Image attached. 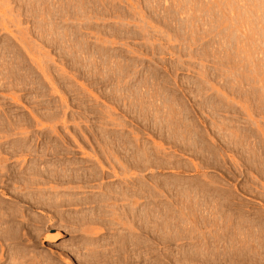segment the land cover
I'll list each match as a JSON object with an SVG mask.
<instances>
[{
    "label": "rangeland",
    "instance_id": "1",
    "mask_svg": "<svg viewBox=\"0 0 264 264\" xmlns=\"http://www.w3.org/2000/svg\"><path fill=\"white\" fill-rule=\"evenodd\" d=\"M263 7L264 0H0V65L4 68L0 77L3 79H0V87L3 88H0V117L4 119L9 115L15 121L18 118L33 121L32 115L52 116L42 121L44 126L37 127L34 121L33 127L27 126L26 131H30V137L37 144H44L43 147L46 144H58L63 149L69 148L72 155L67 154L66 159L63 156V160L77 162L84 169L96 171L101 168L94 158H83L79 146L99 157L106 167L111 168V165L121 159L125 161L122 160V163H126L127 159L130 165L135 164L134 167H128L132 169L124 172L118 163L116 171L119 172V178L112 175V172H106V178L102 181L104 189L110 185L111 188L118 185L129 188L132 181L130 174L136 166L135 178L138 184L141 182V187L138 185L139 196L142 198L139 209L143 224L138 223L141 230H137L140 248L137 247L140 251L131 242H128L131 243L129 246L127 243L121 244L118 236L128 235L130 228L127 229L122 224V221L126 222L122 215L120 216L124 220L115 224L116 220L110 217L111 209L108 208V212L104 203L99 202L98 205L95 202L102 198L99 195L104 192L98 183H91L90 188L74 184L73 186L80 187V190H75V197L81 199L91 195L92 204L64 207L59 210L58 215L49 214L42 207L38 208L40 206L21 203V195L29 193L28 189L22 193L24 180L29 179L26 174L34 168L35 162L31 157L24 160L26 152L16 154L7 148L24 139V135L11 136L0 140V146L2 142L5 145L0 159H9L4 163L5 167L14 172L13 177L19 176L13 180L11 175L3 177L0 165V178L3 181L0 179V194L3 193L0 195V204H4L3 209L11 211V217L2 218L8 225L1 227H14L15 230L16 225V233L21 230L19 238L22 239L18 238L21 244L15 240L18 236L12 237L15 242L7 240L8 244L5 240H0V251H3L0 258L4 259L2 264L10 263L6 261V258L10 260L11 257L9 247L17 245L26 249L25 252L28 250L27 253L24 252L29 254L28 258L37 253L40 257L43 254L47 256L45 252L52 250L53 255L50 256L62 264L65 260L72 264H88L87 260H91L89 264H103L107 259L106 254L108 258L117 259L120 255L133 262L132 255H136V252L134 259L141 255L139 264H148L150 256L146 254L150 248L154 253L151 256L152 264H195L189 262L193 259L190 254L193 253V244L194 248L199 243H202L203 246H199L203 248L208 244L209 249L217 242H222L216 244L219 247H215L223 251L227 246L228 250L229 240L227 236H222L221 231L224 224H228L225 230L238 225L249 229V218H255L256 213H261L260 224H264ZM3 24L8 30H5ZM4 57L6 61L1 62ZM15 73L20 77L17 78ZM13 97L19 98V102L12 101ZM118 122L125 126H119L121 123ZM54 129L57 133L52 134L50 139L49 135ZM17 132L25 131H19L15 127L9 129L10 134ZM40 136L42 138H38ZM109 148L114 153L103 152ZM144 150H148L146 152L149 154L143 158L141 155ZM135 158L138 163H134ZM52 162L54 160L40 162V168L43 169L44 165L52 166L56 160ZM12 183H19L21 187ZM48 183L50 184L45 185H48V188L45 187L47 189L51 188V182ZM56 184L60 196L68 195L67 188L72 185ZM204 199L208 200L207 203ZM190 200L197 210L199 208V214L193 213V207L188 206ZM198 200L201 202L197 203ZM100 206L101 209L104 208L101 213H106L107 216H103L104 221L106 220L102 222L104 225L73 224L74 220L70 216L89 218L95 212L99 213ZM151 206L154 207L158 226L154 243L147 249L149 244L143 229V212ZM205 206L214 211L208 212L206 209L207 214ZM10 208L18 213L13 215ZM215 208L221 210L222 214ZM5 209L2 211H6L9 216L10 213ZM215 210L218 211L217 215ZM241 212L244 214L241 215ZM209 213H215L217 217ZM204 214L208 215V219L211 216L217 219L219 216L216 223H221V226L212 220V227L208 226V219L206 227L203 226ZM49 216L53 219L56 216L54 226L63 230L62 237L56 242L45 239ZM244 216H248V219ZM193 219L195 222L190 223ZM200 219L202 221H198ZM238 220L241 221L240 224ZM16 222L23 224L19 225L21 228ZM36 222L44 224L36 225ZM111 222L117 226L111 225ZM165 222L169 225L166 226ZM196 223L203 228H195ZM230 225H233L232 228ZM218 226L222 227L221 230ZM206 228L212 229L208 232H213L214 236ZM187 230L195 231V234ZM217 230L218 233H215ZM188 233L193 234L192 237ZM208 234L215 239H210ZM218 235L223 238L219 237L218 240ZM206 238L209 239L208 243ZM91 241L95 246L92 247L93 243L91 246L87 245ZM100 243L107 246L97 249L102 253H96L94 247ZM223 243L225 247L222 246ZM77 247L81 250L78 251ZM121 248L123 253H114ZM5 256L7 257L4 258ZM38 256L34 263L26 256V260L20 261L40 264ZM26 262L20 264H27ZM57 262L54 263L58 264Z\"/></svg>",
    "mask_w": 264,
    "mask_h": 264
},
{
    "label": "bare ground",
    "instance_id": "2",
    "mask_svg": "<svg viewBox=\"0 0 264 264\" xmlns=\"http://www.w3.org/2000/svg\"><path fill=\"white\" fill-rule=\"evenodd\" d=\"M254 2V1H253ZM228 4V3H227ZM252 4V3H251ZM255 4H256V2H255ZM259 4V3H258ZM261 5V4H260ZM251 6V5H250ZM227 7V6H226ZM223 8V7H222ZM254 8V7H253ZM257 8V7H256ZM263 9H264V7H263ZM262 10V9H261ZM256 11V10H255ZM262 12V11H261ZM251 13V12H250ZM254 13V12H253ZM258 13V12H257ZM255 14V13H254ZM4 25V24H3ZM4 28H5V30H8V28H7V26H5L4 25ZM1 51V50H0ZM5 54V53H4ZM7 55H8V53H7ZM1 56V55H0ZM12 56V55H11ZM2 57V56H1ZM8 57V56H7ZM12 58V57H11ZM11 58H10V61H11ZM7 60H9V59H7ZM14 60V59H13ZM2 61H6V58L4 57V58H2V60H1V62ZM16 62H17V60H16ZM3 64V63H2ZM5 65V64H4ZM3 65V66H4ZM40 65V64H39ZM9 66V65H8ZM17 67H18V65H17ZM40 67H41V65H40ZM11 68V67H10ZM7 68H5V70H6ZM15 69V68H14ZM3 70H4V68H2V65H0V77H1V75H3ZM11 69H9V71H10ZM7 71V70H6ZM11 72V74H12V71H10ZM14 72V71H13ZM18 72V71H17ZM5 73V72H4ZM12 75H14V73L12 74ZM17 75V73H15V76ZM19 75V74H18ZM14 76V77H15ZM17 78H19L18 76H16ZM1 80H3L2 78H0ZM18 81V80H17ZM1 82H3V81H1ZM11 82V81H10ZM4 83V82H3ZM7 83V82H6ZM22 83H23V81H22ZM1 84V83H0ZM2 85H4V84H2ZM18 85V84H17ZM1 86V85H0ZM0 88H2V87H0ZM5 88V87H4ZM3 89V88H2ZM12 95V94H11ZM12 101H15V102H19V98H15V97H13L12 98ZM22 101V100H21ZM16 104V103H15ZM18 104V103H17ZM67 107V106H66ZM52 116H50V115H47V116H39V115H32V118H33V121L31 120V119H28V118H18L16 121L15 120H13V118L11 117V116H7V117H5L4 119L2 118V117H0V140H5L6 138H8V137H11V136H23L24 135V139H20V141L18 142V143H13V144H11L9 147H7V148H9L11 151H13V153H22V152H26L27 154H26V156H25V158H24V160L26 161V157H31V159L32 158H34V162H35V165H34V168L32 169V170H30L27 174H26V176L27 177H29V179H26V180H24L25 181V187L23 188V190H22V193H23V191H25V190H29V193H27V194H20L21 195V197L19 198L20 200H21V203H26V204H28V205H32V206H40V207H38V208H43L44 210L43 211H48L49 212V214H51V213H53V214H57L58 215V212H59V210L61 209V208H64V207H71V206H77V205H85V204H87V203H91L92 204V202H93V198L92 197H85V196H83V198H77V197H75V190L76 189H78V190H80V187H76L77 185H75V186H73L74 184H79V186L80 185H82L83 187H85V188H90V184L92 183V184H94V183H98L97 185L99 186V188L102 190V191H104V192H102V193H100V194H102V195H99V197L100 196H102V198L100 197V200L99 201H95V199H94V201L95 202H97L98 203V205L100 204V203H104L105 204V207H107V211L109 210V209H111V212H112V215H111V213H110V217L112 218V219H114V220H116L115 221V224H116V222H120V221H122V220H124V218H126V219H130V221H129V219H128V221L125 219V221L126 222H124V221H122L123 223V225H126L127 226V229H128V227L130 228L129 230H130V233L127 235V234H122L123 236H118L119 237V239L121 238V244L122 243H127L128 244V246H129V244H133V247L135 248V247H137L139 244V236H137V234L139 233L137 230H141L140 228H139V225L140 224H142V218H141V213H140V209H139V207H140V205L139 204H141L140 202V198H141V196H139V187H138V185H140L141 184V182L138 184L137 183V180H136V178H135V176H136V174L134 173V169L136 168V166H135V168L133 169V173L132 174H130V176H132V181H130V179H129V181L131 182V185H130V187L129 188H131V189H129V188H125V187H123V185L122 186H120V185H118V187H116V188H111L110 186H108V185H106V187L107 188H105L104 189V187H105V185H104V183H103V181L102 180H104L105 178H106V175H107V173L106 172H109V173H111L112 172V175H114L115 177H117V178H119L118 177V173L119 172H117L118 170L116 169V166H117V164L119 163L120 164V167H122L123 169L122 170H124V172H127L126 170H130V169H132V167L130 168V169H128V167L129 166H132V165H130L129 163L130 162H128V160L126 159V163H122V160L123 159H121V161H118L117 163L114 161V160H112V161H114L113 163H116L115 165H111V168L110 167H106V166H104L101 162H100V160H99V157H97L96 155H92V154H90V152H87V150L84 148V147H82V146H79V150H80V152H82V154H83V158H85V157H87V158H94L95 159V161H97L98 162V164L100 165V170H98V169H96V171L95 170H93L92 169V171H90V169L88 170V169H84V167L81 165L80 166V164L79 163H75V162H66L65 160H63L64 159V157H65V159L67 158V154L68 155H72L71 154V151H70V149L69 148H67V149H63L60 145H53V146H50V145H48V144H46L45 145V147H43L42 145H44V144H42V145H39V144H37L36 142H35V140H32V137H30V131H26V129H28V127L27 126H30V127H33V124H34V121L36 122V125L35 126H37L38 127V125L40 126V127H42V126H44V124L42 123V121L43 120H45V119H50ZM89 117V116H88ZM109 117V116H108ZM141 117V116H140ZM66 119V118H65ZM116 119V118H115ZM64 120V119H63ZM89 120V119H88ZM87 120V121H88ZM109 120V119H108ZM68 121V120H67ZM67 121H64V122H67ZM117 121V120H116ZM154 121V120H153ZM8 122V123H7ZM84 122H86V121H84ZM123 122V121H122ZM107 123V122H106ZM113 123V122H112ZM118 123H121V122H118ZM124 124V123H123ZM123 124L121 123V125L119 124V126H123ZM112 125V124H111ZM187 125V124H186ZM8 126H9V128H8ZM23 126H26V127H23ZM65 126V125H64ZM114 126V125H113ZM125 126V125H124ZM123 126V127H124ZM156 126H159V125H156ZM12 127H15L17 130H19V131H25V132H17V133H15V134H10L9 133V129L10 128H12ZM23 127V128H22ZM36 127V128H37ZM66 127V126H65ZM102 128V127H101ZM127 128V127H126ZM191 128V127H190ZM103 129V128H102ZM168 129V128H167ZM120 130V129H119ZM190 130V129H189ZM122 131V130H121ZM180 131V130H179ZM55 133H57L56 132V130L54 129L53 131H52V133H50V139H52V137H53V135L52 134H55ZM129 133V132H128ZM134 133V132H133ZM166 133V132H165ZM195 133V132H194ZM193 133V134H194ZM117 134V133H116ZM136 134V133H135ZM191 134V133H190ZM118 135V134H117ZM137 135V134H136ZM135 135V136H136ZM184 135V134H183ZM44 136V135H43ZM138 136V135H137ZM185 136V135H184ZM139 137V136H138ZM200 137V136H199ZM19 138V137H18ZM23 138V137H22ZM37 138V137H36ZM38 138H42L41 136L40 137H38ZM37 138V139H38ZM187 138V137H186ZM191 139V138H190ZM17 140V139H16ZM39 140V139H38ZM75 140H76V142H78L77 141V139L75 138ZM110 140V139H109ZM18 141V140H17ZM41 141V140H40ZM122 141H123V139H122ZM1 142V141H0ZM16 142V141H15ZM109 142V141H108ZM41 143V142H40ZM125 143V142H124ZM132 143V142H131ZM173 143V142H172ZM50 144V143H49ZM159 145V144H158ZM5 145H4V142H2V144H1V146H0V156H3V155H1L2 153L1 152H4V147ZM243 146V145H242ZM103 147V146H102ZM174 147V146H173ZM104 148V147H103ZM110 148H112V147H110ZM110 148H109V150L107 149V151H103V152H107V153H109V152H111L110 151ZM122 148V147H121ZM94 149V148H93ZM115 149V148H114ZM159 149V148H158ZM7 150V149H6ZM5 150V151H6ZM112 150V149H111ZM192 150V149H191ZM199 150V149H198ZM201 150V149H200ZM93 151H95V150H93ZM115 151V150H114ZM146 151H148V150H144L143 152V154L141 155L143 158H144V156H146V154L148 153V152H146ZM152 151V150H151ZM161 151V150H160ZM163 151V150H162ZM116 152V151H115ZM118 152V151H117ZM116 152V153H117ZM120 152V151H119ZM159 152V151H158ZM10 153V152H9ZM8 153V154H9ZM95 153H96V151H95ZM106 153V154H107ZM111 153H114V152H111ZM122 153V152H121ZM6 154V153H5ZM118 154V153H117ZM149 154V153H148ZM161 154V153H160ZM10 155H12V154H10ZM119 155V154H118ZM130 155V154H129ZM154 155V154H153ZM6 156V155H5ZM22 156V155H21ZM64 156V157H63ZM109 156V155H108ZM107 155H106V157H108ZM116 157H117V155H116ZM120 157V156H119ZM134 157V156H133ZM136 157V156H135ZM138 157V156H137ZM136 157V158H137ZM141 157V159H143ZM69 158H71V157H69ZM73 158H75V159H77L76 157H73ZM124 158V157H123ZM136 158L133 160L134 161V163H138L137 161H136ZM156 158V157H155ZM251 158V157H250ZM130 159H131V157H130ZM129 159V160H130ZM133 159V158H132ZM138 159V158H137ZM8 160L9 159H7L6 157H1V159H0V165H1V170H2V172H4V173H2V176L4 177V176H6V175H11L12 177V180L15 178V177H18V176H15V177H13V175H14V172L10 169V168H7V167H5V165H4V163H6V162H8ZM29 160V159H28ZM54 160V162H55V160H56V162L54 163V162H52V163H54L53 165L52 164H50V165H52V166H46L45 167V165H44V168L42 169V168H40L41 167V163L40 162H43V163H48L49 161H53ZM211 160V159H210ZM31 161H33V160H31ZM61 161H63L62 163H61ZM109 161V160H108ZM111 161V160H110ZM109 161V162H110ZM123 162H125L124 160H123ZM40 163V164H39ZM51 163V162H50ZM131 163H132V160H131ZM149 163V162H148ZM83 164V163H82ZM257 164V163H256ZM37 165H40V166H38L37 167ZM84 165V164H83ZM96 165V164H95ZM135 165V164H134ZM134 165H133V167H134ZM159 165V164H158ZM161 165H163V164H161ZM28 166V165H27ZM165 166H166V164H165ZM196 166V165H195ZM137 167H140V166H138L137 165ZM168 167V166H167ZM86 168V167H85ZM197 168V167H196ZM95 169V168H94ZM119 169V168H118ZM153 169V168H152ZM14 170V169H13ZM117 170V171H116ZM121 170V171H122ZM138 171H139V169H137ZM155 170V169H154ZM158 170V169H157ZM163 170V169H162ZM21 171H24V169L23 170H21ZM21 171H19V172H21ZM119 171H120V169H119ZM132 171V170H131ZM136 171V170H135ZM150 171V170H149ZM17 172V171H16ZM108 173V174H109ZM13 174V175H12ZM22 174V173H21ZM20 174V175H21ZM121 174V173H120ZM119 174V175H120ZM138 174V173H137ZM140 174V173H139ZM15 175H17V174H15ZM126 176H127V174H126ZM129 176V175H128ZM127 176V177H128ZM19 178H22L21 176L19 177ZM24 178V177H23ZM124 178V177H123ZM129 178V177H128ZM127 178V179H128ZM1 179V181H2V178H0ZM126 179V180H127ZM138 179V178H137ZM16 180V179H15ZM18 180V179H17ZM20 181V180H19ZM22 181V180H21ZM128 181V182H129ZM139 181V180H138ZM153 181V180H152ZM3 182V181H2ZM48 182H51V188H49V189H47L48 187V185L47 186H45L46 184H50V183H48ZM53 182H55L54 183V186L52 185L53 184ZM125 182V181H124ZM129 182V183H130ZM9 183V182H8ZM58 185H57V184ZM125 183H127V182H125ZM3 184H5V183H3ZM2 184V185H3ZM11 184V183H10ZM12 184H15V183H12ZM55 184L57 185V186H59V185H63V184H68V185H72V186H68V188L67 189H69V192H68V195H62V196H60L59 195V191L57 192V187L55 186ZM106 184V183H105ZM120 184V183H119ZM123 184V183H122ZM156 184V183H155ZM7 185V184H6ZM18 186L19 185V183L18 184H15V186ZM22 185V184H21ZM128 186H129V184H127ZM9 186H11V185H9ZM20 186V185H19ZM53 186V187H52ZM126 186V185H125ZM8 187V186H7ZM21 187V186H20ZM23 187V186H22ZM45 187H47V188H45ZM50 187V186H49ZM82 187V188H83ZM140 187H141V185H140ZM156 187H157V185H156ZM201 187V186H200ZM15 188V187H14ZM17 188H19V187H17ZM84 188V189H85ZM92 188V187H91ZM13 189V188H12ZM16 189V188H15ZM84 189H83V192H84ZM144 189V188H143ZM14 190V189H13ZM17 190V189H16ZM20 190V189H19ZM18 190V191H19ZM51 190V191H50ZM56 190V191H55ZM78 190H76V191H78ZM142 190V189H141ZM197 190V189H196ZM18 191H14L15 193L16 192H18ZM52 191H54V192H52ZM143 191V190H142ZM13 192V193H14ZM20 193H21V190L19 191ZM163 192V191H162ZM186 192V191H185ZM78 193V192H77ZM3 194V193H2ZM2 194H0V195H2ZM150 194V193H149ZM171 194V193H170ZM17 195V194H16ZM15 195V196H16ZM140 195H142V194H140ZM4 196V195H3ZM17 196H19V193H18V195ZM77 196V195H76ZM203 196V195H202ZM5 197V199H8V197L5 195L4 196ZM85 197V198H84ZM98 197V198H99ZM216 197V196H215ZM16 198V197H15ZM18 198V197H17ZM90 198H92V199H90ZM95 198V197H94ZM97 198V199H98ZM152 198V197H151ZM203 198V197H202ZM208 198V197H207ZM142 199V198H141ZM194 199V198H193ZM192 199V200H193ZM196 199V198H195ZM201 199V198H200ZM1 200V199H0ZM207 200V199H206ZM206 200L204 199V201L206 202ZM19 201V200H18ZM191 201V200H190ZM208 201V200H207ZM28 202V203H27ZM100 202V203H99ZM193 201H191V202H189V204H191ZM198 202H201V201H197V203ZM1 203H3V201H1ZM148 203V202H147ZM207 203V202H206ZM205 203V204H206ZM218 203V202H217ZM8 204V203H7ZM25 204V205H26ZM151 204V203H150ZM188 204V206L189 207H193L192 208V210H193V213H196V214H199L200 212H199V208H198V210H197V207L196 206H193L192 204V206L191 205H189ZM202 204V203H201ZM3 206H4V204H2ZM2 205L0 204V240H5L6 242H7V244H8V242L9 241H7V240H13V242H15V240H18V242L20 243L21 241H19V239H22V238H19V233L21 234L22 233V231L21 230H19V233H16V230H17V226L15 225V227H16V229L15 230H13L14 229V227H12V229L10 228V227H8V226H6V228H3V227H1V226H3V225H8V224H6L5 223V221H2V220H4V219H2L3 217L4 218H6V217H11L10 215H11V211L9 212L8 211V209H5V210H7V212H9L10 214H9V216H7L8 215V213H5L6 211H2V210H4L3 209V207H2ZM15 205V204H14ZM177 205V204H176ZM181 205H182V203H181ZM203 205V204H202ZM10 206H11V203H10ZM12 206H13V204H12ZM102 206V205H101ZM101 206L99 207L100 209H101ZM150 206V205H149ZM163 206V205H162ZM198 206V205H197ZM210 206V205H209ZM212 206V205H211ZM5 207H6V204H5ZM18 207V206H17ZM176 207V206H175ZM195 207H196V210L198 211V212H196V210H195ZM199 207V206H198ZM203 207V206H202ZM217 207V206H216ZM7 208H9V207H7ZM15 208V207H14ZM19 208V207H18ZM20 208H22V207H20ZM96 208V207H95ZM98 208V209H99ZM109 208V209H108ZM211 209H212V207H210ZM11 209V208H10ZM12 209H13V207H12ZM11 209V210H12ZM103 210H104V208H102ZM102 209L99 211V213H94L93 215H92V217L90 216L89 218H83V216H82V218H78V217H72V216H70L71 217V219L72 220H74V225H78V224H80L79 226H83V225H85V224H92V225H94V223L95 224H97V223H102V222H105L104 221V217L106 218L107 216H106V213L104 214L103 212L101 213V211H102ZM147 209V210H146ZM145 210H146V212H143V214H145V218H144V226H143V229H144V231L146 232L145 234L147 235V242H148V246H146V248L148 249V247L149 246H152V243H154L153 242V240L155 239L154 238V235H155V231H156V226H158L157 225V223H156V214H155V210H153L154 209V207H148V208H146ZM203 209V208H202ZM205 212L208 214V212H212V211H214V210H212V211H210V210H208L207 209V207L205 206ZM208 210V212H207V210ZM214 209V208H213ZM215 209H217V208H215ZM16 210H18L17 208H16ZM23 210H25L24 208H23ZM23 210H20V211H22L23 213H26V212H24ZM29 210V209H28ZM40 210V209H39ZM97 210V209H96ZM165 210V209H164ZM187 210V209H186ZM190 210V209H189ZM191 210V211H192ZM200 210H201V207H200ZM219 212H221V210H219V209H217ZM13 211V210H12ZM20 211H19V213H20ZM84 211V210H83ZM92 211V210H91ZM98 211V210H97ZM144 211V210H143ZM218 211H216L215 210V213H216V215H217V212ZM239 211H241V210H239ZM238 211V212H239ZM42 212V211H41ZM108 212H110V211H108ZM203 212V211H202ZM14 213H18V212H16L15 210L13 211V215H14ZM23 213H21V216L23 217ZM43 213V212H42ZM204 213V212H203ZM202 213V214H203ZM215 213L214 214H212V213H209V214H212V215H215ZM23 214V215H22ZM27 214V213H26ZM39 214V213H38ZM188 214H189V212H188ZM221 214H222V212H221ZM244 214V213H243ZM242 214V212H241V215H243ZM17 215V214H16ZM40 215V214H39ZM78 215H79V213H78ZM86 215V214H85ZM120 215H122L124 218L122 219V217L120 216ZM201 215V214H200ZM199 215V216H200ZM215 215V216H216ZM219 215H220V213H219ZM239 215H240V213H239ZM256 215V217L255 218H249V219H251V221L249 222V224L248 223H244L245 225H247L248 224V226H249V229H244L245 227L246 228H248L247 226H243L244 228H242V226L241 225H238V226H233V227H235V228H233V229H226L225 230V228H228V224H224V229L222 228V230H221V228L219 227V226H221V225H219V224H221V223H216L217 221L216 220H218V218H219V216H218V218L217 219H215L216 217L214 216V218H213V216H209L210 218L208 219V215H206L205 216V214H204V218L202 217V216H200V217H202V219H203V223H205V224H203L202 223V225L204 226L205 225V227H206V225H207V223H208V221L210 222L211 220H212V222H215V224L216 225H219L218 226V228H220V230L221 231H223V234H222V236L225 238V236H227L226 238L229 240V246H228V250H227V246H226V249H224V248H222V247H220L221 249H224L223 251H220V249L219 248H216L215 246H217L216 244L218 243H214L215 244V246H213L212 245V250H209L208 248H207V246H208V244H206L207 246H204V248L203 247H200L199 245H202V243L200 244H198V246L196 247V248H194V244H193V251H191V252H193L194 253V256H193V253H190V254H192L191 256L193 257V259H192V261L191 260H189V262L190 263H192V262H194L195 264H264V224L263 223H261L260 224V222H262V215H261V213H256L255 214ZM6 216V217H5ZM18 216H19V214H18ZM25 216H27V215H25ZM104 216V217H103ZM144 216V215H143ZM142 216V217H143ZM168 216V215H167ZM176 216V215H175ZM185 216H186V214H185ZM185 216H183V217H185ZM231 216V215H230ZM233 217H234V215H232ZM231 216V217H232ZM13 217H15V216H13ZM20 217V216H19ZM19 217L17 218V219H19ZM22 217H20V218H22ZM56 217V216H55ZM55 217H54V219H55ZM189 217V216H188ZM188 217H187V220H188ZM191 217H194V216H191ZM190 217V218H191ZM199 217V218H200ZM224 217V216H223ZM229 217V216H228ZM237 217V216H236ZM235 217V218H236ZM239 217H241V216H239ZM244 217H246V216H244ZM243 217V218H244ZM23 218H25V217H23ZM37 218H38V216H37ZM37 218H35L37 221H38V219ZM40 218V217H39ZM186 218V217H185ZM189 218V219H190ZM221 218H222V216H221ZM227 218V217H226ZM247 219H248V216L246 217ZM245 218V219H246ZM8 219V218H7ZM41 219V218H40ZM39 219V220H40ZM48 219V222H47V225H48V229H46V235H45V239H48V240H50L51 242H56V241H58L61 237H62V233H63V230L61 229V227H56V226H54V222H55V220L51 217V216H49V218H47ZM192 219V218H191ZM206 219H208V221L206 220ZM220 219V218H219ZM225 219V218H224ZM237 219H239V218H237ZM242 219V218H241ZM240 219V220H241ZM245 219H244V221H245ZM6 220V219H5ZM10 220H14V219H10ZM16 220V219H15ZM20 220V219H19ZM27 221L29 220V219H26ZM41 220H43V218L41 219ZM71 220V221H72ZM186 220V228H187V221ZM194 221H192V220H189V222L190 221H192V222H190V223H193V222H195V219H193ZM215 220V221H214ZM229 220V222L231 221V218H229L228 219ZM240 220H238L239 221V224H240V222L242 221H240ZM17 221V220H16ZM34 221V220H33ZM46 221L47 220H45V224H46ZM111 221H113V220H111ZM158 221V220H157ZM198 221H202L201 219L200 220H198ZM206 221H207V223H206ZM236 221V223H237V220H235ZM7 222V221H6ZM11 222V221H10ZM10 222H8V223H10ZM114 222V221H113ZM113 222H111V225H115ZM118 222V223H119ZM219 222V221H218ZM228 222V223H229ZM243 222V221H242ZM246 222H247V220H246ZM12 223V222H11ZM10 223V224H11ZM15 223V222H14ZM17 223V222H16ZM35 223V222H34ZM39 223V222H38ZM37 222H36V225H39V224H42L41 222L38 224ZM113 223V224H112ZM121 223V222H120ZM138 223H140V224H138ZM236 223H235V225H236ZM10 224H9V226H10ZM18 224V223H17ZM22 224V223H21ZM21 224H18V227H19V225H21ZM30 224V223H29ZM44 224V223H43ZM42 224V225H43ZM72 224V223H71ZM165 224H166V226L167 225H169V224H167L166 222H165ZM199 224V223H198ZM213 224V223H212ZM214 224V225H215ZM229 224H231V222L229 223ZM234 224V223H233ZM242 224V223H241ZM23 225V224H22ZM101 225H104L103 223L101 224ZM100 225V226H101ZM121 225V224H120ZM143 225V224H142ZM188 225H190L189 223H188ZM215 225V226H216ZM227 225V227H225ZM243 225V224H242ZM12 226H13V224H12ZM115 226H117V225H115ZM122 226V225H121ZM160 226V225H159ZM164 226V225H163ZM162 226V227H163ZM197 223H196V225H195V228H197V227H200V226H197ZM208 226H211V222H210V225H208ZM223 226V225H222ZM232 226L230 225V228H232ZM9 229H8V228ZM47 227V226H46ZM45 227V228H46ZM52 227H55V229H52ZM98 227V226H97ZM125 227V226H124ZM192 227V226H191ZM212 227V226H211ZM3 228V229H2ZM19 228H21V227H19ZM39 228V227H38ZM92 228V227H91ZM120 228V227H119ZM142 228V227H141ZM190 228V227H189ZM201 228H203V227H200V229ZM37 228H35V230H36ZM146 229V230H145ZM193 229H194V227H193ZM192 228H191V230H193ZM199 229V228H198ZM244 229V230H243ZM42 230H44V229H42ZM87 230V229H86ZM99 230V229H98ZM195 230V229H194ZM206 230H207V232L210 230H212V229H208V228H206ZM37 231V230H36ZM40 231V230H39ZM66 231H67V228H66ZM102 231V230H101ZM137 231V232H136ZM189 233L191 232H194L193 234H195V231H190V230H187ZM187 231H186V233H187ZM205 231V230H204ZM221 231H219V232H221ZM17 234V235H15V233ZM18 232V231H17ZM38 232V231H37ZM86 232V231H85ZM127 232V231H126ZM199 232H200V230H199ZM202 232V231H201ZM200 232V233H201ZM215 233L217 232L218 233V230L217 231H214ZM168 233V232H167ZM188 233V234H189ZM197 233V232H196ZM199 233V234H200ZM208 233H211V232H208ZM213 233V232H212ZM211 233V234H212ZM38 234V233H37ZM41 234V233H40ZM79 234H81V233H79ZM85 234V233H84ZM166 234V233H165ZM193 234H191V235H193ZM198 234V235H199ZM202 234V233H201ZM201 234L199 235V236H201ZM203 234H204V232H203ZM202 234V235H203ZM220 234V233H219ZM102 235V234H101ZM121 235V234H120ZM141 235V234H140ZM167 235V234H166ZM175 235V234H174ZM187 235V234H186ZM190 235V234H189ZM190 235V237H192ZM205 235H207L206 234V232H205ZM213 235V234H212ZM14 236H18V237H16L15 238V240L13 239L14 238ZM198 236V237H199ZM208 236H209V234H208ZM207 236V237H208ZM214 236V235H213ZM221 236V237H222ZM13 237V238H12ZM40 237V236H39ZM177 237V236H176ZM190 237H188V235H187V238L189 239ZM198 237H197V239H198ZM202 238H203V236H201ZM200 237V238H201ZM205 237V236H204ZM210 237V236H209ZM218 237V240L221 238L220 237V235H218L217 236ZM216 237V238H217ZM220 237V238H219ZM222 237V238H223ZM19 238V239H18ZM104 238V237H103ZM178 238V237H177ZM200 238H199V240H200ZM214 239H215V237H213ZM212 237H210V239H212V240H214ZM195 240H196V238H194ZM226 239V240H227ZM204 240V239H203ZM206 240H207V243H208V241H209V239H207L206 238ZM217 240V239H216ZM217 240V241H218ZM224 241L225 239H221V241ZM5 241H3V242H5ZM23 241V240H22ZM196 241H198V240H196ZM201 241V240H200ZM5 242V243H6ZM17 242V243H18ZM42 242V241H41ZM128 242H131V243H128ZM141 242V241H140ZM206 242V241H205ZM205 242H204V244H205ZM212 242V241H211ZM210 242V243H211ZM225 243L227 242V241H224ZM1 243H2V241H1ZM4 243V244H5ZM93 243V241H91V243L89 244H87V245H89V246H91V244ZM97 243V242H96ZM222 242H220V243H218V244H221ZM225 243H223V245L222 246H224L225 245ZM6 244V245H7ZM12 244V243H11ZM14 244V243H13ZM12 244V245H13ZM21 244V243H20ZM53 244V243H52ZM86 244V243H85ZM101 244V243H100ZM98 244V246H97V244H96V247H94V250H95V252L96 253H100L101 251H99L100 249H102L104 246L101 244ZM117 244V243H116ZM145 244V243H144ZM197 244V243H196ZM212 244V243H211ZM10 245V244H9ZM15 245H17V244H15ZM105 245V244H104ZM5 246V245H4ZM19 245H17V246H10L9 247V251H10V260H7V256H5L4 258H6V261L8 262V261H10V263L9 264H16L17 262V264H20V263H25L24 261H20V259L22 260V259H24L25 258V256L27 257L29 254H25V253H27V251L25 252V250L26 249H23V248H20V247H18ZM49 246V245H48ZM80 246V245H79ZM93 246H95V243H93L92 244V247ZM107 245H105V247H106ZM117 246V245H116ZM122 246V245H121ZM141 246V245H140ZM196 246V245H195ZM203 246V245H202ZM6 247V246H5ZM22 247V246H21ZM26 247V246H25ZM55 247V246H54ZM104 247V248H105ZM127 247V246H126ZM139 247V246H138ZM138 247H137V249H138ZM215 247V248H214ZM217 247H219V246H217ZM225 247V246H224ZM4 248V247H3ZM2 248V249H3ZM28 248V247H27ZM78 248L79 247H77V250H78ZM140 248V247H139ZM214 248V249H213ZM0 249H1V247H0ZM7 249V248H6ZM29 249V248H28ZM64 249V248H63ZM97 249H99V250H97ZM116 249V248H115ZM117 249H118V247H117ZM136 249V248H135ZM146 249V250H147ZM4 250V249H3ZM79 250H81V249H79ZM78 250V251H79ZM105 250H108L107 248L105 249ZM105 250H103V251H105ZM129 250V249H128ZM139 250V249H138ZM137 250V251H138ZM141 250V249H140ZM139 250V251H140ZM2 251V250H1ZM0 251V253H2ZM7 252H9L8 251V249L6 250ZM6 251H5V254H6ZM45 251V250H44ZM51 251L52 250H47L45 253H47L48 255L46 256V255H44L43 253H41V254H43V256L42 257H40V256H38L39 254L37 253V255L35 254V256H34V254L32 255V256H34L33 258H31L30 256V258H28V260L29 261H31L32 263H34V262H36V259H37V256L38 257H40V262L42 263V264H44V263H47L48 264V262H52V263H54V262H57L55 259H53L50 255H53V254H51ZM119 251H122V248H121V250H116L114 253H118ZM138 251V253H140ZM25 252V253H24ZM68 252V251H67ZM69 252H70V250H69ZM69 252H68V254H69ZM106 252V251H105ZM103 253V254H101V255H103V256H105V254L106 253ZM108 252V251H107ZM131 252V250L128 252V253H130ZM133 252V251H132ZM189 252V251H188ZM29 253V252H28ZM33 253V252H32ZM40 253V252H39ZM102 253V252H101ZM120 253V252H119ZM122 253H123V251H122ZM135 253V252H134ZM4 254V255H5ZM24 254H25V256H24ZM31 254V253H30ZM124 254H125V252H124ZM133 253H131V255H132ZM152 254H154L153 253V251H152V249L150 248L149 249V251L147 252V254L146 255H148V256H150V260H149V263L148 264H152L153 262H152ZM7 255V254H6ZM9 255V254H8ZM57 255V254H56ZM110 255V254H109ZM123 255V254H122ZM130 255V256H131ZM135 255V254H134ZM134 255H132V257H133V262H131V261H127L126 259H124L123 257V259L121 258V256L120 255H118L119 256V258H117V259H112V258H108L109 256H108V254H106V258L107 259H105L104 261H103V264H139V262L138 261H140V257H141V255H140V257H136V259H134L135 257H134ZM136 255H137V252H136ZM135 255V256H136ZM0 256H3V254L2 255H0ZM49 256H50V259H49ZM69 256V255H68ZM129 256V255H128ZM190 256V255H189ZM97 257V256H96ZM9 258V257H8ZM26 258V259H27ZM93 258V257H92ZM129 258H131V257H129ZM139 260H138V259ZM187 258V257H186ZM1 260L0 261H2L1 262V264L3 263V258H0ZM26 259H24V260H26ZM132 259V258H131ZM15 260H18L17 262H15ZM49 260H51V261H49ZM54 260V261H53ZM20 261V262H19ZM29 261H27L28 263H29ZM91 261V260H90ZM90 261L89 260H87V262H88V264L90 263ZM5 262V261H4ZM26 262V263H27ZM6 263V262H5ZM27 263V264H28ZM40 263V264H41ZM58 263V262H57ZM60 263V262H59ZM58 263V264H59ZM100 263H102V262H100ZM7 264V263H6ZM30 264V263H29ZM55 264V263H54ZM60 264H62V262L60 263ZM63 264H72L70 261H67V260H65L64 262H63ZM95 264H96V262H95Z\"/></svg>",
    "mask_w": 264,
    "mask_h": 264
}]
</instances>
